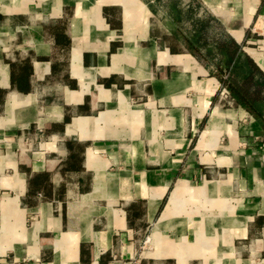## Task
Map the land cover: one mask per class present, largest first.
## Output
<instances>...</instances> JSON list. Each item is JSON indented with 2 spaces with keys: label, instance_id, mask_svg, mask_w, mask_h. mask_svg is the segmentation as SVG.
I'll list each match as a JSON object with an SVG mask.
<instances>
[{
  "label": "crops",
  "instance_id": "1",
  "mask_svg": "<svg viewBox=\"0 0 264 264\" xmlns=\"http://www.w3.org/2000/svg\"><path fill=\"white\" fill-rule=\"evenodd\" d=\"M230 71L264 83V0H0V264H264Z\"/></svg>",
  "mask_w": 264,
  "mask_h": 264
},
{
  "label": "trees",
  "instance_id": "2",
  "mask_svg": "<svg viewBox=\"0 0 264 264\" xmlns=\"http://www.w3.org/2000/svg\"><path fill=\"white\" fill-rule=\"evenodd\" d=\"M254 68V74L257 72V68ZM234 71H230L229 76L224 80L225 84L228 87V90L231 92L232 96L237 100V102L247 110H251L257 113L256 104L259 102H263L264 98H262L261 89L263 88V81L258 79L255 80V75L251 74L245 79V83H239L235 76ZM255 87V91L250 94L249 88Z\"/></svg>",
  "mask_w": 264,
  "mask_h": 264
},
{
  "label": "rangeland",
  "instance_id": "3",
  "mask_svg": "<svg viewBox=\"0 0 264 264\" xmlns=\"http://www.w3.org/2000/svg\"><path fill=\"white\" fill-rule=\"evenodd\" d=\"M262 102V101H261Z\"/></svg>",
  "mask_w": 264,
  "mask_h": 264
}]
</instances>
